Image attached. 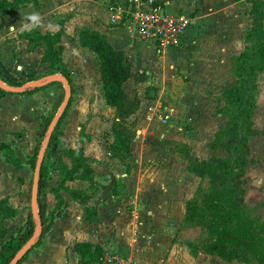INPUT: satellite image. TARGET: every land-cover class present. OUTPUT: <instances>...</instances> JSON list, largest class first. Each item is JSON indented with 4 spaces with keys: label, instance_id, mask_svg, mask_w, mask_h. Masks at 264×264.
<instances>
[{
    "label": "crops",
    "instance_id": "0c3cea01",
    "mask_svg": "<svg viewBox=\"0 0 264 264\" xmlns=\"http://www.w3.org/2000/svg\"><path fill=\"white\" fill-rule=\"evenodd\" d=\"M159 1L163 2L165 9L167 5L170 6L169 13L172 15L187 14L184 10L190 2V0ZM37 2L38 7L29 0L19 3L5 13H0V70L10 83L27 81L28 74H33L36 82L51 77L50 63L41 61L43 48L37 47L29 51L27 41L21 33L34 25L42 34L54 33L58 30L57 21L64 19L61 37L62 57L74 84L67 118L74 121L78 127L79 120L98 105V100L104 102L96 55L79 44L78 31L87 28L103 34L115 49L124 52L127 62L130 56L133 61L140 64L142 59L133 48L134 37L129 34V17L125 19L126 7L130 6L131 2L130 0H115V3H110L109 0H37ZM132 72L134 73L133 70ZM145 73L147 74V71ZM64 90V86L57 82L31 94L10 92L0 97V143L9 144L14 149L8 151L14 155L13 161L20 162L19 167L11 166L10 161L3 155V151L6 150L0 148V198L8 196L11 204L18 210L17 216L5 221L7 228L5 239L15 235L26 219V207L31 203L29 183L32 182L31 166L27 157L34 152L41 117L46 116L49 107L57 103ZM91 118L85 119L87 120L85 133L91 137L89 142H86L88 140L85 143L80 142L78 133L80 128L76 130L75 126L71 128L69 125L68 132H71V129L75 130L74 142L70 144L58 136L59 142L54 144L55 149L49 148L51 150L48 151L49 159L55 160L60 157L68 167H71V160L63 151L82 146L84 155L93 161H109L110 154L99 142L100 133H96L91 126L92 122H95L94 119L99 120L101 125L103 123L98 114L90 121ZM98 130L100 132V129ZM98 138L100 144L94 146V141ZM132 152L133 150H130L129 154ZM167 152L170 151H163L162 155L169 154ZM135 154L139 155L138 152ZM136 161H141L140 155ZM49 162L47 161L48 164ZM187 174L190 178L194 175L190 172L182 173L179 177L178 173H119L117 176L122 178L125 187L122 198L132 200L134 208L141 211L137 217L129 216L127 202L119 204L120 194L117 196L112 194L111 188L116 181L114 173H93L92 187L88 181L74 177L67 185L86 191L92 188L93 194L88 205L96 215L89 218L84 205L61 190L60 194L64 200L61 213L53 221L40 245L33 248L21 264H82L74 249L77 242L91 244L92 250L99 249L102 255L105 252L118 253L129 258L133 264H179L175 246L172 245L173 236L167 233L163 223L165 222L169 229L164 216L171 215L177 205L176 201L166 196L173 195L171 189H174L178 180L186 178ZM58 179V171L52 169L45 187V203L48 210H52L56 205L52 188L56 186ZM168 210L170 214L167 213ZM158 214L163 216V219H157ZM100 261L101 259L98 264Z\"/></svg>",
    "mask_w": 264,
    "mask_h": 264
},
{
    "label": "trees",
    "instance_id": "16d2710c",
    "mask_svg": "<svg viewBox=\"0 0 264 264\" xmlns=\"http://www.w3.org/2000/svg\"><path fill=\"white\" fill-rule=\"evenodd\" d=\"M28 1L0 0V13H5L19 3ZM32 1L35 7H38L37 0ZM248 2L251 25L244 38L243 50L233 57L232 72L235 82L224 89L223 105L217 110V113L225 118V122L209 143L211 150L209 158L199 159L188 156L187 170L199 179V183L193 196L185 201L183 223L199 226L203 231V235L197 240L198 243H188L194 254L201 252L218 256L226 261L241 259L250 264H264V221L252 214L245 200L248 190L246 173L255 163L250 152L249 140L258 134L254 115L259 94V77L264 71V0H248ZM57 24L58 30L54 33L42 34L34 25L24 30L21 36L27 41L29 51L37 47L43 48L41 61L50 63L51 75L60 74L66 78L72 94L74 88L62 57L61 37L64 19H59ZM78 42L82 47L95 53L104 103L115 110L110 131L105 133L106 150L110 155L129 154L134 139L132 132L134 125L129 119L137 112L141 103L137 93L130 95L125 89L126 82L132 76L131 66L126 61L124 52L115 49L106 37L97 31L80 29ZM144 78V73H141L138 80L142 81ZM0 80L6 85L22 87L18 92L20 94H31L56 82L62 86L61 82L52 81L46 85L24 87L25 83L35 81L33 74L27 75L26 82L10 83L1 70ZM6 93L10 91L0 88V97ZM55 114H47L43 117L46 129ZM64 114L65 111L51 133L41 164L37 195L38 219H34L31 213L16 234L5 239L7 234L5 221L17 216L18 210L11 204L8 196L0 198V264H8L12 260L33 237L37 226L40 229L39 235L33 239L22 259L16 264H21L29 252L40 245L53 221L62 211L64 200L60 194L61 190L67 192L73 200L83 204L89 218L96 215L88 205L93 194L92 188L86 191L67 185L68 181L78 176L91 183L90 187H92L93 173L89 166L92 159L84 155L83 147L77 146L63 151L70 158L71 167H68L60 157L55 160H50L48 157L51 144L59 142L58 128ZM82 132L84 131L79 133L80 142L85 139V132ZM9 146V144L0 143V147L6 151ZM36 152L37 149L27 158L33 166L38 153ZM47 161H50L49 164ZM52 169L58 171L59 179L56 186L52 188L56 205L52 210H48L41 195L48 184ZM119 183L120 181L116 180L111 188L114 196L121 193ZM74 249L82 264H98L102 257V252L99 249L93 251L92 245L87 242H77Z\"/></svg>",
    "mask_w": 264,
    "mask_h": 264
},
{
    "label": "rangeland",
    "instance_id": "374dc122",
    "mask_svg": "<svg viewBox=\"0 0 264 264\" xmlns=\"http://www.w3.org/2000/svg\"><path fill=\"white\" fill-rule=\"evenodd\" d=\"M114 1L111 0V3H115ZM128 7L129 5L126 7L125 19H128L127 17L130 19ZM169 9L171 8L167 5L165 10L170 12ZM184 12L187 14L183 15L191 19V24L188 25L176 47L158 51L137 37L133 38L135 41L133 48L138 51V56L142 59L139 64L129 56L128 63L135 74L132 72V76L125 84V89L130 95L137 93L141 98L139 109L129 119L134 125L132 126L134 139L131 147L133 152L131 154L115 153L108 156L109 161L90 160L89 162L92 173L115 174V180L120 181L121 188L119 204L127 202L126 206L131 217H137L141 211L134 208L132 200L127 201V198H122L125 187L121 186L124 184L122 178L117 176L119 173H178L179 177L182 173H189L188 156L199 159L210 157L209 143L225 122V118L217 113L223 105V91L235 82L232 72L233 57L243 50L244 38L251 25L248 0H190ZM141 73H144L145 78L139 82ZM72 86L74 88L73 82ZM64 96L65 90L57 103L49 107L47 114L57 112ZM97 103L98 105H95L87 113L88 115L79 120L78 127L74 121L67 118L70 106L67 105L66 117L64 116L59 125L58 136L72 144L75 130L71 129V132H68L69 125L71 128L75 126L76 130L80 128L78 133L85 132L87 128L85 119L93 118L98 114L103 124L94 119L95 122H92L91 126L96 133H100L101 141L98 138L93 145L97 146L101 143L106 148L105 133L110 131L115 110L101 100ZM43 117L38 126L34 152L35 149L39 151L46 131ZM254 122L258 134L250 138L249 147L255 163L246 173L248 190L245 200L252 214L264 221V71L259 77V94ZM84 138L83 143L91 140L86 133ZM75 142L77 145L78 141ZM54 144H51L50 149H55ZM10 149L13 148L9 146L7 151H3L4 158L10 161L11 166L19 167L20 162L13 161L14 155L8 152ZM1 150L5 149L1 148ZM167 150L170 151L167 152L169 154L163 156L162 152ZM136 152L141 157L140 162L136 161L139 157L135 154ZM30 166V173L33 176L34 166L31 164ZM31 183H29V189ZM198 183L199 179L196 176L193 175L190 178L187 174L186 178L178 180L174 189H171L173 195L166 196L177 202L173 213L167 217L164 216L169 229L164 221L163 224L167 233L173 236L172 245L175 246L179 264H250L241 259L226 261L218 256L201 252L194 254L191 251L188 243H198L197 240L203 235V231L196 225H184L183 217L185 201L193 196ZM41 199L45 201V190L42 192ZM167 213L171 212L168 210ZM30 214L29 203L25 218L27 219ZM156 218L161 220L163 216L158 214Z\"/></svg>",
    "mask_w": 264,
    "mask_h": 264
},
{
    "label": "built area",
    "instance_id": "2783aa9c",
    "mask_svg": "<svg viewBox=\"0 0 264 264\" xmlns=\"http://www.w3.org/2000/svg\"><path fill=\"white\" fill-rule=\"evenodd\" d=\"M111 3V0H109ZM129 33L148 43L155 50L165 51L179 45L191 19L183 14L172 15L159 0H130ZM166 118V116H165ZM100 264H133L115 252H105Z\"/></svg>",
    "mask_w": 264,
    "mask_h": 264
},
{
    "label": "water",
    "instance_id": "95a60500",
    "mask_svg": "<svg viewBox=\"0 0 264 264\" xmlns=\"http://www.w3.org/2000/svg\"><path fill=\"white\" fill-rule=\"evenodd\" d=\"M52 81H59L62 83V85L65 88V96L64 99L62 100V103L60 104L56 114L52 118L50 124L48 125L45 134L43 136L36 161L34 164L33 168V176H32V183H31V189H30V194H31V213L34 219H38V212H37V195H38V183H39V174H40V169H41V164L44 159L45 152L47 150L48 144H49V139L51 136V133L53 132L55 126L57 125L59 119L63 115L71 97V89L70 86L66 80V78L60 74H54L51 75L48 79H45L44 81L41 82H36V81H31L25 83L23 86H34V85H46L49 82ZM0 88L8 90L10 92L18 93L21 91L22 87H13V86H8L5 83H3L0 80ZM39 226L36 227V231L33 235V237L30 239V241L12 258V260L8 264H16L20 259H22L23 255L25 254L28 246L30 243L33 241V239L39 235Z\"/></svg>",
    "mask_w": 264,
    "mask_h": 264
},
{
    "label": "clouds",
    "instance_id": "9594fccd",
    "mask_svg": "<svg viewBox=\"0 0 264 264\" xmlns=\"http://www.w3.org/2000/svg\"><path fill=\"white\" fill-rule=\"evenodd\" d=\"M33 19H35V17H33Z\"/></svg>",
    "mask_w": 264,
    "mask_h": 264
}]
</instances>
